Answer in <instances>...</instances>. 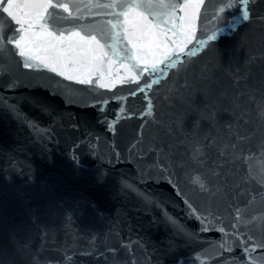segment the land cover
Instances as JSON below:
<instances>
[{
    "label": "water",
    "instance_id": "1",
    "mask_svg": "<svg viewBox=\"0 0 264 264\" xmlns=\"http://www.w3.org/2000/svg\"><path fill=\"white\" fill-rule=\"evenodd\" d=\"M218 5L219 0H205L199 18L189 25L196 40L188 48L196 54L154 76L188 264H244L243 245L230 238L232 224L257 245L264 243V0L251 23L201 47L198 40L216 26L212 18ZM157 45L158 39L151 38L152 60L163 54L164 45ZM250 153L259 156V174L246 171ZM196 177L204 189L193 183ZM189 203L215 217L217 228H228L224 247L232 252L221 249L219 232L199 230ZM249 259L264 264V250Z\"/></svg>",
    "mask_w": 264,
    "mask_h": 264
},
{
    "label": "snow or ice",
    "instance_id": "2",
    "mask_svg": "<svg viewBox=\"0 0 264 264\" xmlns=\"http://www.w3.org/2000/svg\"><path fill=\"white\" fill-rule=\"evenodd\" d=\"M205 0H104L91 4L88 7L97 11L89 12L92 19L89 23H78L70 30L60 28L54 23V14L49 9H61L68 17L78 21H84L79 5L73 7L67 2L53 3L52 0H32V2L20 3L19 0H0V15L6 13L16 27H12L7 37L0 35V41L6 40L8 45L13 46L15 54L23 58L21 61L24 68L32 69L34 62L45 69L56 73L65 80L74 81L81 85H93L100 88L111 89L114 83L104 82L105 65L109 68L117 61L126 71H131L130 77L119 79L120 84L135 83V89H129L128 95L135 97L137 93H150L154 84L158 81L151 77L158 73L163 75L165 68H172L177 65L181 57L195 55L196 50L188 46L196 40L195 33L189 25L199 18V12ZM259 0H219L216 12L213 14V23L216 25L211 34H205V38L198 40L203 47L211 42L213 44L230 34L237 32L244 24H249L255 18L256 7ZM183 13V15H180ZM228 13V15H224ZM99 17L100 19H95ZM264 19V18H262ZM51 27V30L49 26ZM40 29V30H36ZM67 31V35L65 32ZM169 33L171 35L169 36ZM158 39V45H164L163 54L159 59L146 61L145 45L151 38ZM66 45V49L63 47ZM45 48L52 52L70 50L73 55L69 60L61 62L59 57H40L34 54L36 48ZM170 47V50H169ZM78 64L90 66L97 74V81L94 83L92 73L87 75H73L65 68L67 64ZM135 69L136 71H133ZM147 74L146 76L137 74ZM143 83L141 84V79ZM109 100H115L123 104V99L113 94L108 99L97 101L99 111L104 112V105ZM146 115H151L154 108L152 95L144 97ZM94 104L92 107H96ZM120 117H116L118 120ZM114 123L109 124V129L114 130ZM259 156L250 153L244 159L246 171L259 174L262 169L256 163ZM75 164V161L73 162ZM103 177L98 176L97 181L102 182ZM171 183V181H168ZM200 189L205 185L199 177L193 179ZM190 215L199 221L201 232L217 231L220 233V247L223 251L232 252V247L225 248L227 243L225 236L228 228L223 224L219 228L215 226L216 218L205 216L191 203L188 204ZM236 220L239 222L240 209H236ZM217 223L219 221H216ZM233 229L232 236L241 246L244 254V264H251L249 254L258 249L264 250V243L257 245L253 237L242 235L236 224L229 226ZM126 247V246H123ZM111 251L115 252V249ZM131 264V261H129Z\"/></svg>",
    "mask_w": 264,
    "mask_h": 264
}]
</instances>
